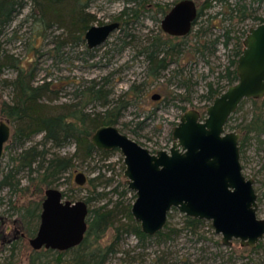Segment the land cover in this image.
Instances as JSON below:
<instances>
[{"label": "rangeland", "instance_id": "rangeland-1", "mask_svg": "<svg viewBox=\"0 0 264 264\" xmlns=\"http://www.w3.org/2000/svg\"><path fill=\"white\" fill-rule=\"evenodd\" d=\"M178 1L180 0H83V4L86 3L83 9L95 16L91 26L114 21H119L121 24L105 43L89 48L85 39L86 32L83 34L84 42H78V40H72L73 37L69 36L66 27L57 23L51 24L39 33V24L36 22V17L39 15L37 6L33 0H24V6L15 14L12 23L0 33L1 51L14 54L26 65L29 60L34 59L38 72L37 80L39 82L52 80L53 89L58 90V93L54 94L57 99L49 101L50 104H74L79 101L78 94L84 86L91 85L93 81L98 82L104 86L105 90H109L111 103L107 106H101L99 102L93 103L88 106L89 112L103 113L120 100H127L130 103L122 111L120 120L116 124L118 128L153 153L159 150L169 151L173 142L172 131L185 111L182 107L186 110L195 108L201 114L204 113L211 103L202 97L206 93L207 83L212 82L215 85L219 81V75L224 73L229 60L234 57L235 43V39H231L228 47L223 45L225 40L222 35L223 27L229 25L230 21L224 15L222 2L214 0L211 7L198 18V24L193 25L190 32L184 36L186 43L184 54L169 64V67L162 72L160 79L150 78L148 64L140 51L153 36L160 34L162 39L166 37L167 34L161 28V20L165 14L161 9H170ZM194 1L200 3L202 0ZM227 1L233 3L236 0ZM241 1L253 5L255 13L264 17V0ZM198 3H196L197 6H199ZM127 8L130 13L124 18L127 21L119 19L122 11ZM257 24L259 23L251 19L239 22L235 17L233 35H240L244 29ZM199 26L212 37L219 36L214 54L205 52L204 55H200L191 52L193 44L198 39L196 32ZM80 34L78 32L77 36ZM35 36L37 38H34ZM59 43L60 48L57 47ZM15 76L16 70L13 66L3 68L0 75V104L3 100L10 101L12 98L10 87L2 84L3 79H12ZM219 83L224 85L226 80L222 79ZM132 86H136L138 93L131 90ZM154 95H159V99H154ZM252 110V104L246 102L239 111L232 114L231 123L239 124L248 120ZM0 119H3L1 113ZM42 139L43 134H40L34 138L33 142H39ZM15 151L16 149L12 146L5 149L0 163V179L9 167ZM74 151V142L67 143L58 149V152L63 155H71ZM241 164L243 173L247 177L256 179L254 187L258 202L257 215L264 218V144L262 146L253 144L245 149ZM125 169L124 156L120 150H115L108 160L96 154L87 161L79 160L77 166L68 173L69 182L66 181L56 187L70 194L66 197L68 199L85 200L86 196L91 194L90 187L87 183L81 186L76 182L77 172L85 173L89 179L96 176L98 171H102L105 174L104 181L112 178L111 184L105 189L108 195L89 207H99L109 200L116 201L120 199L122 191L127 188L126 195L124 199L122 198L126 206L131 202L133 204L136 192L129 189L126 183ZM27 175L28 172L20 173L23 185L28 184ZM103 184L105 183L99 187L100 190L104 188ZM30 195L27 199H23L8 187L0 188V256L9 254L7 247L3 250V247L8 245L7 241L17 231L19 235L23 233L21 223L23 222L24 226L25 219L14 207L21 206L26 203V200L30 203L39 199L36 195ZM183 215L177 209H171L168 216L169 222L181 227ZM118 219L120 221L116 226L129 222L124 213H119ZM203 221L200 233L206 239L197 241L196 236L183 231L174 240L161 245L154 240L140 245L135 235L124 231L118 235L115 227H112L99 241L102 247L114 244L117 249L106 264H151L156 255L166 249L172 252L171 258L173 256L187 261V263L181 261L178 264H242L248 259L242 252L244 247L240 246L238 240L234 239L231 246L223 245L221 235L214 232L211 221L205 219ZM3 241H6V245ZM262 243L264 245V237ZM32 251L29 238H24L21 242L19 259L16 261L19 260V264H29ZM57 256V254L52 255L55 258ZM70 256L67 254L64 259ZM250 256L255 260L260 257L264 261V248L258 249Z\"/></svg>", "mask_w": 264, "mask_h": 264}, {"label": "trees", "instance_id": "trees-1", "mask_svg": "<svg viewBox=\"0 0 264 264\" xmlns=\"http://www.w3.org/2000/svg\"><path fill=\"white\" fill-rule=\"evenodd\" d=\"M37 6L38 16L36 22L39 33L43 32L53 23L60 24L68 29L69 36L72 40L84 42L83 34L91 27V23L95 20V16L87 13L83 7V0H33ZM214 0H202L198 3L197 16L193 25L198 24V18L201 17L205 10L210 8ZM224 5V15L230 21V24L224 26L223 37L224 47H228L231 39H235L233 45V58L229 60V64L225 67L224 73L220 74L219 81L214 85L212 82L207 83L206 93L202 97L212 102L214 97L224 91L229 85L237 81L236 64L237 58L243 49V38L248 29H244L240 35H233L235 26L233 19L237 17L239 22L251 19L255 23L264 21V17L257 15L253 5L236 0L231 3L227 0H219ZM24 6V0H0V33L4 31L11 23L15 14ZM163 13L169 11L167 8L161 9ZM128 8L123 10L119 19L127 21L126 18ZM211 24V22H210ZM81 34L77 36V33ZM128 35V34H127ZM197 41L193 44L191 52L193 54L204 55L205 52L214 54L216 44L219 42V36L208 34L206 30H202L199 26L196 32ZM38 36V35H36ZM34 38H37V37ZM184 36L166 35L162 39L159 35L151 38L149 43L145 45L140 53L145 57L148 64V75L156 80L160 79L163 71H165L171 62H174L184 54ZM63 43V41H62ZM61 44L57 45L60 48ZM58 49V48H57ZM90 51V50H88ZM190 52V51H189ZM177 58V59H176ZM13 66L16 70V76L12 79H3V85L10 87L12 98L10 101L3 100L0 104V113L3 119H8L13 127L12 137L6 148L10 146L16 149L11 157V162L7 170L0 179V188L8 187L13 193L19 194L23 199L36 195L38 200L26 203L16 208L25 219L23 233L8 245L9 254L0 256V264H19V251L21 242L24 238L34 237L38 231L42 202L45 197V190L49 187H56L69 182L68 173L77 166V162L92 159L94 155L99 154L108 160L112 153L118 149L103 150L98 149L92 142L91 137L94 131L102 125H116L121 117L122 111L130 103L127 100H120L111 109L101 113H92L88 111V106L98 103L101 106L110 105V92L105 90L104 86L96 81L91 85L84 86L78 94L80 99L72 104H50L54 101L58 90L53 89L52 80H37V67L34 59L29 60L26 65L19 61L14 54L2 52L0 47V75L3 68ZM178 73V72H177ZM225 79L224 85L219 82ZM132 91L138 93L136 86L131 87ZM55 94V95H54ZM246 102H250L253 106V112L250 118L239 124H232V115L229 117L225 127L229 130H236L240 133L239 149L240 155L253 144L262 146L264 144V96L258 99H243L235 111H239ZM260 103V104H259ZM186 110L185 107H182ZM43 134V139L39 142H33L34 138ZM74 142L75 151L71 155H63L58 149L67 143ZM28 172L27 185H23L20 173ZM105 174L98 171V174L91 177L87 181L90 187V193L86 196L85 201L88 205L102 200L107 197L105 190L111 182L112 178L103 180ZM104 185L103 189H99ZM71 184V182H70ZM125 188L116 201L109 200L102 203L99 207L91 208L88 216V230L84 241L72 249L66 251H58L52 249H42L33 252L29 264H106L110 256L117 252L114 244L102 247L100 239L112 227H115L116 233L119 235L121 231L135 235L140 245H145L148 241L154 240L159 245L166 244L177 238L181 232L186 231L191 236H196L197 241L204 240L206 237L200 233L203 219L193 218L183 215V225L177 227L167 222L163 229L155 235L145 233L139 222L132 215V202L125 206L123 201L126 195ZM65 197L67 192L63 191ZM70 197V196H69ZM123 198V199H122ZM68 199V198H67ZM72 200V199H70ZM74 201V200H73ZM28 204V205H27ZM175 209V208H172ZM119 213H124L129 219L128 223H121L116 226ZM261 239L254 248L244 247L243 253L246 254L247 260L242 264H264L259 257L255 260L250 256L260 248H264ZM2 250V252H3ZM58 256L52 257L53 252ZM3 254V253H2ZM71 256L64 259V256ZM168 249L160 251L151 264H178L181 261L187 263L183 259H176L171 255ZM3 258V259H2ZM231 260V257H230Z\"/></svg>", "mask_w": 264, "mask_h": 264}, {"label": "water", "instance_id": "water-1", "mask_svg": "<svg viewBox=\"0 0 264 264\" xmlns=\"http://www.w3.org/2000/svg\"><path fill=\"white\" fill-rule=\"evenodd\" d=\"M197 10L194 0L176 2L163 16L162 30L170 36L187 35ZM120 25L114 21L91 26L85 33L88 47L105 43ZM242 42L237 81L215 96L204 113L195 108L182 113L172 131L169 151L153 153L113 124L102 125L92 134L98 149H118L123 154L126 183L136 192L132 215L149 235L163 229L175 208L186 216L210 220L225 246L236 239L240 246L254 248L264 237L254 180L242 170L240 133L225 127L243 99L264 96V21L250 27ZM12 133L10 121L0 119V163ZM75 180L83 186L88 179L77 172ZM89 210L85 200L73 201L59 187L47 188L40 225L29 238L30 246L58 251L77 247L88 230Z\"/></svg>", "mask_w": 264, "mask_h": 264}, {"label": "flooded vegetation", "instance_id": "flooded-vegetation-1", "mask_svg": "<svg viewBox=\"0 0 264 264\" xmlns=\"http://www.w3.org/2000/svg\"><path fill=\"white\" fill-rule=\"evenodd\" d=\"M240 140V139H239ZM240 160H241V155H240ZM254 180V184H255V181H256V179H253ZM18 231L16 232V234L15 235H13V237L9 240V242H12L14 239H17L19 236H18ZM22 234V236L23 237H25V234L24 233H21ZM32 248V247H31ZM43 249H45V250H47L46 248H43ZM32 252H35V251H39V250H35V249H33L32 248ZM40 250H42V249H40ZM33 255V254H32Z\"/></svg>", "mask_w": 264, "mask_h": 264}]
</instances>
